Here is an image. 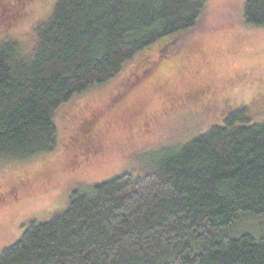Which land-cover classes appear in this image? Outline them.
I'll return each instance as SVG.
<instances>
[{
  "label": "trees",
  "instance_id": "16d2710c",
  "mask_svg": "<svg viewBox=\"0 0 264 264\" xmlns=\"http://www.w3.org/2000/svg\"><path fill=\"white\" fill-rule=\"evenodd\" d=\"M205 0H0V161L58 149L55 112L140 57L177 56ZM246 24L264 25V0H245ZM224 103H226L224 105ZM217 121L181 145L84 190L48 221L30 220L0 264H264V121L223 102ZM48 159V158H46Z\"/></svg>",
  "mask_w": 264,
  "mask_h": 264
},
{
  "label": "rangeland",
  "instance_id": "374dc122",
  "mask_svg": "<svg viewBox=\"0 0 264 264\" xmlns=\"http://www.w3.org/2000/svg\"><path fill=\"white\" fill-rule=\"evenodd\" d=\"M205 1L177 56L151 67L137 56L108 83L57 109L56 152L0 161V252L30 220L63 212L74 190L135 172L160 150L207 131L217 121L210 109L224 99L248 104L252 121H264V25L245 23V0ZM5 36L31 44L25 27L0 39ZM263 225L264 219L250 218L238 229L255 232Z\"/></svg>",
  "mask_w": 264,
  "mask_h": 264
},
{
  "label": "flooded vegetation",
  "instance_id": "af4514ba",
  "mask_svg": "<svg viewBox=\"0 0 264 264\" xmlns=\"http://www.w3.org/2000/svg\"><path fill=\"white\" fill-rule=\"evenodd\" d=\"M5 193H8V190H6ZM3 194H4V193H3Z\"/></svg>",
  "mask_w": 264,
  "mask_h": 264
}]
</instances>
